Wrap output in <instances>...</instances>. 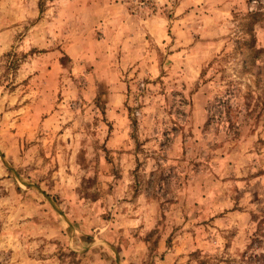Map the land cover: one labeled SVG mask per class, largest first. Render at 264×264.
I'll use <instances>...</instances> for the list:
<instances>
[{
    "label": "rangeland",
    "instance_id": "374dc122",
    "mask_svg": "<svg viewBox=\"0 0 264 264\" xmlns=\"http://www.w3.org/2000/svg\"><path fill=\"white\" fill-rule=\"evenodd\" d=\"M124 5L0 0V264H264V0Z\"/></svg>",
    "mask_w": 264,
    "mask_h": 264
},
{
    "label": "crops",
    "instance_id": "0c3cea01",
    "mask_svg": "<svg viewBox=\"0 0 264 264\" xmlns=\"http://www.w3.org/2000/svg\"><path fill=\"white\" fill-rule=\"evenodd\" d=\"M114 2L118 10L114 16L113 35L100 43L104 46L100 60H157L151 52L152 43L146 40L145 35L150 33L152 39L162 45L167 35L165 18H157L152 23L154 26H144L130 14L124 0Z\"/></svg>",
    "mask_w": 264,
    "mask_h": 264
}]
</instances>
